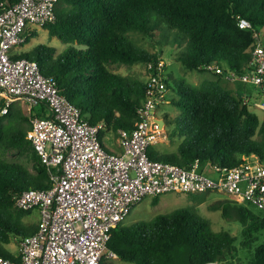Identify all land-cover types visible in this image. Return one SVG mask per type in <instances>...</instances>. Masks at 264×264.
I'll list each match as a JSON object with an SVG mask.
<instances>
[{
    "label": "trees",
    "instance_id": "16d2710c",
    "mask_svg": "<svg viewBox=\"0 0 264 264\" xmlns=\"http://www.w3.org/2000/svg\"><path fill=\"white\" fill-rule=\"evenodd\" d=\"M18 1L0 0V10ZM56 13L57 19L44 27L63 43H42L26 51L24 57L38 60L44 73L56 79L62 93L82 109L85 118L94 124L104 123L100 132L103 143L108 132L119 135L121 128L136 127L138 109L149 89L147 81L113 67L145 62L153 63V72L159 71L158 53L140 44L135 34L163 45L183 44L187 51L177 53V58L190 69L223 66L221 58L229 64L224 68L245 73L251 68L259 30L264 26V0H59ZM241 17L253 27H241ZM37 33V29L28 31L26 42ZM212 71L217 77L201 84L181 78L173 80L174 86L170 79L165 80L168 88L178 90L180 98L170 101L181 108L177 130L169 136L184 140L178 151L165 155L150 148L153 158L181 166L199 160L229 168L246 162L251 154L264 161V119L222 82L223 74ZM36 115L50 116L51 112L44 103L34 106L30 114L13 104L8 114H0V257L17 258L8 252L7 244L13 238L20 242L39 228L24 221L35 208L17 206V197L29 188L53 185L47 165L28 137ZM165 119L175 122L168 115ZM10 153L26 155L32 170L9 160ZM209 193L191 192L195 203L190 206L157 213L131 226L119 223L113 228L101 264H111L109 250L133 264H202L208 260L238 264L244 261L240 248L254 249L252 255L245 256L247 261L264 264V213L229 197L212 206L227 216L235 213L242 223L238 246L236 235L227 229L215 230L200 212L198 205L208 200ZM160 200V195L154 196L153 205Z\"/></svg>",
    "mask_w": 264,
    "mask_h": 264
},
{
    "label": "built area",
    "instance_id": "2783aa9c",
    "mask_svg": "<svg viewBox=\"0 0 264 264\" xmlns=\"http://www.w3.org/2000/svg\"><path fill=\"white\" fill-rule=\"evenodd\" d=\"M58 2L20 0L0 10V114H8L19 100L31 108L40 103L48 106L51 115H36L28 137L53 181L50 188H29L17 197V206L41 211V222L36 232L21 238L17 258L1 256L0 264H101L113 228L147 196L223 192L264 213V161L257 156L230 168L210 165L217 173L211 176L199 160L181 166L150 155L151 146L166 132L156 114L158 103L166 96L162 70L154 72L148 82L136 127L119 130L122 151L116 152L104 147L100 139L104 123L94 124L85 118L82 109L62 93L56 79L44 73L38 60L14 56L13 49L26 43L28 31L57 19ZM240 26L253 24L241 17ZM207 68L227 79L264 87V39L258 36L247 72L219 64ZM259 106L264 109V103ZM108 255L117 256L113 250ZM202 264L225 263L208 260Z\"/></svg>",
    "mask_w": 264,
    "mask_h": 264
},
{
    "label": "rangeland",
    "instance_id": "374dc122",
    "mask_svg": "<svg viewBox=\"0 0 264 264\" xmlns=\"http://www.w3.org/2000/svg\"><path fill=\"white\" fill-rule=\"evenodd\" d=\"M37 35L33 36L29 42H26L22 45L18 46L17 51H19V55L24 57L26 51L34 49L36 46L45 43L50 46H56L60 43H63L58 37H52L49 33V29L40 27L37 29ZM259 36L261 39H264V26L260 27ZM138 42L142 44L145 48L150 50L151 52H156L159 55V69L162 70V78L166 80L167 78L172 81V84L175 86V79L185 78L189 82H193L195 84H201L205 79L216 78L217 75L211 69H190L186 65L183 64L181 60L177 58V53H185L186 47L183 44H173V45H163L162 41L159 40H151L150 38L142 35L135 34ZM223 66L228 67L229 64L227 61L220 58ZM152 64H147L145 62H138L133 65H115L113 68L121 72L124 75H129L133 77H139L147 82H149L154 75L152 70ZM223 83L233 89V91L243 96L248 102L250 108L255 110L262 119H264V109L259 106V104L264 103V93L260 85H257L252 82H247L241 79H227L226 77L222 79ZM166 96L164 100L158 103L156 114L161 118L173 119L175 122H166L165 127V136L162 140L157 144L158 153L160 155H165L166 153H170L173 151H178L179 145L183 142V138L180 136L170 137L169 133L177 130V120L181 114V108L170 101L172 97L179 99L180 95L178 90L174 87L168 88L166 85ZM16 104V103H15ZM17 105L26 113L30 114L32 108L30 104L19 102ZM105 145L109 150H114L119 146V135L114 132L106 133L103 139ZM250 159H256L253 154L249 155ZM9 160H16L24 163L32 170V163L28 160L26 155H21L19 153H10ZM204 171L211 176L217 175L216 171L210 167L209 164L205 166ZM154 196H147L141 202L133 207L130 213L126 216V218L122 221L124 226H131L140 220H149L152 219L157 213L160 212H169L176 208L190 206L195 203L191 197L192 195L189 193L183 192H169L160 195V203L158 205H153L152 200ZM229 197L227 194L223 192H211L208 195V200L200 203L198 208L200 212L208 217L212 226L215 230L227 229L230 230L234 235L238 237V246L240 244V239L242 236V223L237 219L235 213L231 216H227L223 213L222 209H214L212 206L219 201L220 199ZM230 198V197H229ZM246 204V203H244ZM253 209L260 211L254 206H251ZM41 211L38 208L33 209L32 213L25 216L24 221L27 224H40L41 222ZM262 239H264V232L262 234ZM261 239V240H262ZM258 241L256 245L260 242ZM8 252L17 254L19 252V241L16 238H13L9 244H7ZM254 249H241L240 255L243 256V260L247 261L249 258H246L247 255H252ZM246 256V257H245ZM109 262L111 264H133L132 262L124 261L117 256L108 255Z\"/></svg>",
    "mask_w": 264,
    "mask_h": 264
},
{
    "label": "crops",
    "instance_id": "0c3cea01",
    "mask_svg": "<svg viewBox=\"0 0 264 264\" xmlns=\"http://www.w3.org/2000/svg\"><path fill=\"white\" fill-rule=\"evenodd\" d=\"M17 49H18V47H16V48L13 49V53L14 54H19V51H17ZM19 102L26 103L23 100H19V101L16 102V104L19 103ZM163 119L165 120V124H164V126H165L166 125V119L165 118H163ZM151 148H153L154 151H158L157 144L156 145H152ZM112 151H116V152H121L122 151V146H121L120 142H119V146L116 149L112 150Z\"/></svg>",
    "mask_w": 264,
    "mask_h": 264
},
{
    "label": "water",
    "instance_id": "95a60500",
    "mask_svg": "<svg viewBox=\"0 0 264 264\" xmlns=\"http://www.w3.org/2000/svg\"><path fill=\"white\" fill-rule=\"evenodd\" d=\"M157 120L159 121V123L164 126L165 124V120L163 118H157Z\"/></svg>",
    "mask_w": 264,
    "mask_h": 264
}]
</instances>
